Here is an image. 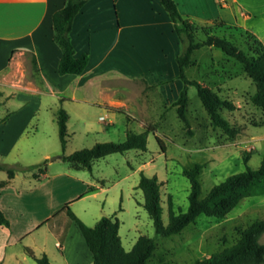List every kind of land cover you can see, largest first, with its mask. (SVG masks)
<instances>
[{"label":"rangeland","instance_id":"1","mask_svg":"<svg viewBox=\"0 0 264 264\" xmlns=\"http://www.w3.org/2000/svg\"><path fill=\"white\" fill-rule=\"evenodd\" d=\"M211 15L215 18L210 22L194 18L198 38H204L207 30L251 53L247 30ZM164 27L125 31L124 45L109 51L107 66L111 69L86 85L62 79L54 91L44 92L2 85L11 96L0 104V119L7 117L0 124V162L14 165L16 171L10 178L0 168V207L12 230L7 264H39L29 249L38 256L46 253L51 264H94L78 225L65 208L67 203L90 226L103 215L116 214L127 250L140 235L156 237L138 187L142 172L157 175L161 182L167 224L170 196L177 213L189 207L191 182L184 169L203 164L199 180L204 196L229 175L245 170L247 164L257 168L264 161V125H257L264 119V110L251 100L256 83L243 64L221 48L196 50L186 74L235 104L234 109L222 106L220 112L240 131L231 138L215 125L197 87L190 84L189 132L174 104L185 87L176 57L187 43L177 31L170 38ZM110 47L108 43L96 47L93 58ZM27 57V76L36 80L32 59ZM18 80L31 84L22 76ZM111 100L117 106L108 107L103 121L105 112L99 103ZM60 108L69 115L65 148L57 122ZM150 126L155 130L148 133L147 150L111 153L94 160L92 169L77 168L62 156L98 142L123 141L128 131L142 132ZM93 186L99 189L87 192ZM262 217L264 195L243 198L224 218L201 214L180 233L157 237L149 264H193L233 244L239 237L238 225L245 227ZM260 239L264 242V234ZM57 241L66 244L59 247Z\"/></svg>","mask_w":264,"mask_h":264},{"label":"trees","instance_id":"2","mask_svg":"<svg viewBox=\"0 0 264 264\" xmlns=\"http://www.w3.org/2000/svg\"><path fill=\"white\" fill-rule=\"evenodd\" d=\"M168 12L174 30L180 34L182 41L186 42L183 51L176 57L179 66V76L184 80L185 87L178 99L174 102L179 116L184 120L185 126L190 129V120L187 114L189 96L188 85H195L199 96L211 116L215 125L233 138L240 128L232 125L220 112L222 106L235 108L231 100L223 99L215 90L205 82L191 79L186 74V68L194 62L193 54L203 46H215L221 48L227 55L236 58L243 64L246 73L256 83V91L251 96L252 102L264 110V44L252 32L246 31L251 53L236 44L232 39L211 33L206 30L204 38L196 35V25L189 17H184L176 0H160ZM87 0H66L63 7L53 13L54 40L62 49V56L58 65V72L63 74H82L88 67L90 56L88 53L76 54L72 41L71 31L76 15L86 4ZM33 71L37 73L38 66L35 57L32 58ZM11 95H6L0 87V104L5 103ZM69 115L64 108H60L57 114L59 134L62 146L65 148L68 140L67 121ZM7 117L1 118L0 123ZM257 125H264V119ZM155 127H147L142 132L128 131L123 141H103L91 147H85L68 155H62L75 167L92 169L96 159L105 157L114 152H124L131 148L147 150V137ZM159 143L164 148L163 141L157 136ZM202 163H196L192 168L184 169V174L191 182L189 194V207L186 211L176 212L173 199L169 198V221H163V207L161 199V182L157 175L147 176L141 173L138 187L144 194V206L154 221L156 237L140 235L132 248L127 250L119 233L120 220L114 215H103L95 225L86 224L67 203L65 208L78 225L87 246L89 247L94 264H149L153 256L159 236H171L180 233L189 224L195 222L201 214L224 218L245 197L264 195V161L259 167L253 168L247 164L243 171L229 175L222 182L214 185L209 192L202 196V186L199 175ZM0 168L7 170L9 177L15 176V167L12 164L0 162ZM42 170V169H41ZM95 187H90L87 192H93ZM0 223L10 226V219L0 207ZM238 239L230 246L210 256L197 259L193 264H264V242L261 236L264 234V217L254 220L247 226H237ZM33 255L39 264H51L49 256L44 253L38 256L32 249Z\"/></svg>","mask_w":264,"mask_h":264},{"label":"crops","instance_id":"3","mask_svg":"<svg viewBox=\"0 0 264 264\" xmlns=\"http://www.w3.org/2000/svg\"><path fill=\"white\" fill-rule=\"evenodd\" d=\"M176 1L181 13L192 21L195 18L210 22L215 18L211 15L214 13L216 20L234 23L254 33L264 44V0ZM65 2L66 0H0L1 88L5 85L29 87L38 92L54 91L58 87V81L62 79L74 81L78 86L86 85L91 78L100 77L111 69L107 66L109 51L113 47L124 45L125 31L142 30L160 24L165 26L170 38L175 36L174 24L160 0H87L75 17L71 36L76 54H89L88 67L82 74L57 75L62 49L54 40L53 13L63 7ZM107 43L111 47L98 54L95 60L93 57L96 47L101 48ZM28 54L30 59L35 57L37 62L36 80L27 76ZM114 70L118 72L116 66ZM20 76L29 79L31 84L19 82ZM72 98L74 99L73 96ZM107 101L99 103L103 112L109 106H117L115 101ZM262 136L264 137V132ZM93 187L96 188L93 192L99 189L98 186ZM0 226L3 228L0 229V264H7V248L12 230L11 225L0 223ZM65 244L57 241L59 247Z\"/></svg>","mask_w":264,"mask_h":264},{"label":"built area","instance_id":"4","mask_svg":"<svg viewBox=\"0 0 264 264\" xmlns=\"http://www.w3.org/2000/svg\"><path fill=\"white\" fill-rule=\"evenodd\" d=\"M104 112H105V114H103L102 116H101V120H103V121H105L106 120V115H107V110L105 109L104 110Z\"/></svg>","mask_w":264,"mask_h":264}]
</instances>
